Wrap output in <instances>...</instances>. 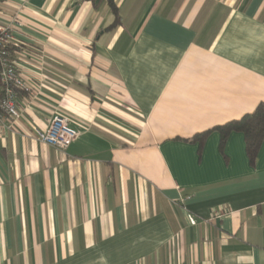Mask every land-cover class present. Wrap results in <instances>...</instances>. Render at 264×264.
I'll use <instances>...</instances> for the list:
<instances>
[{
  "label": "crops",
  "instance_id": "crops-1",
  "mask_svg": "<svg viewBox=\"0 0 264 264\" xmlns=\"http://www.w3.org/2000/svg\"><path fill=\"white\" fill-rule=\"evenodd\" d=\"M113 1L0 0V264H264V137L214 129L264 101V0Z\"/></svg>",
  "mask_w": 264,
  "mask_h": 264
},
{
  "label": "built area",
  "instance_id": "built-area-1",
  "mask_svg": "<svg viewBox=\"0 0 264 264\" xmlns=\"http://www.w3.org/2000/svg\"><path fill=\"white\" fill-rule=\"evenodd\" d=\"M18 21L13 16L10 23L0 26V118L3 116L16 119L19 117L17 91L23 87L17 65L11 56L12 24ZM77 133L66 119L54 115L44 130H36V137L43 143L58 149L66 148Z\"/></svg>",
  "mask_w": 264,
  "mask_h": 264
},
{
  "label": "trees",
  "instance_id": "trees-1",
  "mask_svg": "<svg viewBox=\"0 0 264 264\" xmlns=\"http://www.w3.org/2000/svg\"><path fill=\"white\" fill-rule=\"evenodd\" d=\"M112 14L113 22L109 27L119 22L118 10L113 0H106ZM220 134V147L227 135L232 131L241 132L244 136L245 151L250 163H253L264 137V101L260 102L254 110L243 114L241 117L225 122L214 127ZM209 130L194 135L191 139L202 144Z\"/></svg>",
  "mask_w": 264,
  "mask_h": 264
}]
</instances>
